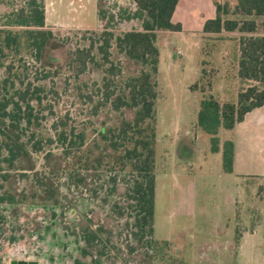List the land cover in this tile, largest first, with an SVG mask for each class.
I'll return each mask as SVG.
<instances>
[{"label": "rangeland", "instance_id": "rangeland-1", "mask_svg": "<svg viewBox=\"0 0 264 264\" xmlns=\"http://www.w3.org/2000/svg\"><path fill=\"white\" fill-rule=\"evenodd\" d=\"M103 1L111 9L114 5L134 7L132 0ZM98 2L43 0L44 30L52 32L54 40L44 51L41 63H28V72L34 81L42 77L43 72H48L47 83L58 92L49 96L46 111L39 115L41 122L48 126L52 117L66 114L70 121L85 128L88 139L102 125H113L121 116L130 117L129 111L120 114L108 106L97 104L99 97L93 82L99 81V70L86 68L76 79L69 64L74 49L87 48L91 38L98 39L91 33L84 34L101 28ZM216 2L228 3L231 8L236 4V0H179L172 21L180 23L181 30L159 32L158 43L163 56L157 77L160 90L156 144L158 188L153 237L159 241L167 240L171 252L144 248L148 236L143 238L142 245L135 242L131 234L137 229L131 224L130 217L134 212L129 208H117L113 215L108 207L94 200L92 192L106 182L103 174L92 170L82 172L86 186L70 191L77 209L87 213L91 211L89 215L95 222L105 225L106 234L113 230L112 245L126 264H264V126L259 131L260 137H255L252 142L249 164L242 168V173L248 175H240L222 171L221 154L210 151L209 135L198 129L195 123L201 97L212 95L220 104L235 101L237 93L249 83L237 75L239 39L245 34L237 30L203 32L205 20L215 15ZM20 5L21 0L0 4V23L4 22V15ZM113 10L117 12V9ZM226 17L234 16L229 13ZM261 20L257 18L258 28L253 35L264 34L259 25ZM135 25L134 21H121L115 26V32L129 30ZM110 58L114 61L119 58L124 75L133 68L123 56L113 51ZM83 80L87 83H82ZM193 84H196L195 88H192ZM164 130L166 134H163ZM231 135L232 130H221L222 140ZM49 149L53 151L55 146ZM34 158L37 164L41 163V154ZM61 182H64L61 190L65 193L68 189L65 181ZM123 182V175H119L118 192L109 198L111 203H123V194L119 192ZM14 185H19L15 173L12 177ZM105 185V190H108L109 184ZM82 198L87 199L84 204ZM54 214L56 218L53 221L46 217L43 219L48 231L36 233L42 248L35 247V238L9 243L8 236L18 227H8L10 219H3L0 226V264H7L8 258L17 252L21 254L16 255L38 260L39 264H63L76 256L73 251L75 245L67 234L77 230L79 216L68 214L65 207ZM18 215L22 221L21 233L27 235L26 226L31 219L21 211ZM7 227L9 230L6 231ZM131 243L135 249L128 252L125 245ZM238 244H242L241 249ZM115 261L111 258L110 264Z\"/></svg>", "mask_w": 264, "mask_h": 264}, {"label": "trees", "instance_id": "trees-1", "mask_svg": "<svg viewBox=\"0 0 264 264\" xmlns=\"http://www.w3.org/2000/svg\"><path fill=\"white\" fill-rule=\"evenodd\" d=\"M21 1L22 5L4 15L0 23V226L6 218L4 212L15 206H59V177H65L70 190L83 182L80 173L85 169L104 176L113 174L103 184L111 183L115 190L118 176L123 175L125 203L134 211L131 224L137 229L133 236L139 245L148 236L147 246H158L150 239L160 97L158 38L159 32L181 30V24L172 21L179 0H132L133 8L114 5L117 12L99 0L101 28L84 32L98 39L91 38L87 48L74 49L69 64L76 79L86 68L99 70V81L93 82L97 104L120 114L129 111L130 117L121 116L113 125H102L91 139L85 128L70 121L66 114L52 117L48 126L41 122L39 115L46 111L49 96L58 92L48 85V72L34 81L28 63L42 62L54 36L44 30L43 0ZM11 2L0 0V4ZM229 13L234 17L227 18ZM257 18L262 19L259 25L264 32V0H236L233 8L216 2L214 17L205 20L202 27L205 33L237 30L245 34L239 39L237 75L249 83L237 93L235 101L220 104L212 95L201 97L196 112V127L209 135L210 151L220 152L224 173L233 171L235 146L232 139L222 140L221 130H232L246 113L264 107V34L253 35L258 28ZM121 21H134L136 25L116 33L115 26ZM111 50L132 65L127 75L122 72L119 58H110ZM53 145L52 151L49 147ZM38 154L40 164L34 158ZM12 173H18L17 187L12 186ZM85 233L88 245L98 239L88 227ZM160 246L170 248L167 241Z\"/></svg>", "mask_w": 264, "mask_h": 264}, {"label": "flooded vegetation", "instance_id": "flooded-vegetation-1", "mask_svg": "<svg viewBox=\"0 0 264 264\" xmlns=\"http://www.w3.org/2000/svg\"><path fill=\"white\" fill-rule=\"evenodd\" d=\"M84 171H89V170L81 169V173ZM15 174L19 178L18 173H15ZM112 175L113 174H111V173L109 175H106L105 176L106 181L110 180ZM81 177L83 178V182L78 185V188H80L82 186L83 187L86 186V183H85L86 178L83 176H81ZM59 178L58 179L60 180V182L65 181L64 176L59 177ZM63 185H64V182H61V185L59 186V196H60V205L59 206L42 207L40 205L26 204L20 208L17 206L13 207L14 210L7 209L5 211L6 212L5 217H6V219H10L9 224H7L8 227H10V228H13V226L18 227L17 228L18 230L17 229L13 230V232H12L13 235L11 234V236H8L7 241L11 244H17V243H20L21 239H27V238L37 239L38 238L37 234H41L42 232H46L49 229L47 226L43 225L44 217H46L45 219L49 218V220L53 221L56 218V215L54 214V212L57 210L60 211V210H62V207H65V208H67L68 214L71 213V215L75 214V215L79 216L80 221H79V224L76 226L77 230H74V231L70 232V234H67L68 236L71 237V240H72L73 244L75 245V248L73 251L77 254H76V256H72L70 258V260H66L63 264H110L111 258L116 260L113 264H118V263L119 264H126L124 262V260L122 259V257L119 255V251L117 250V248L114 245H112V237L115 236V233L113 232V230L112 229L108 230V233L106 234V231L104 230L105 225L104 224L98 225V223L95 222V219L89 215L90 213H92L91 211L89 213H87V212H84L83 210L77 209L75 204L73 203V199L71 198V197H73L72 193L70 192L71 190H73L74 188H77V187H72L70 190H67V192L63 193L61 190V187ZM101 185L98 187V189L96 191L92 192V197L94 198V200L99 201L103 207H108V211H110L111 214L115 215L117 208L122 209V210L129 208L128 205L125 203V196L123 194V192H124L123 188H122V191H119L120 193L123 194V201H122L123 203L120 205L119 203H116V202L111 203V200H109V198H111V196L114 197V195L117 191V188H116V190L112 189L113 185L111 183H109V189L105 190L106 185L103 184L102 187H101ZM65 187H66V184H65ZM82 200H83V204H84V202H85L84 200H87V199L82 198ZM22 209L24 212L22 211ZM130 210L133 211L132 209H130ZM20 211H21L22 215H26L29 219H31V220H28L29 222L27 221L30 224H28L26 226V228H27L26 232H27L28 236L26 234L21 233L22 221H20L19 215L17 216L18 212L20 213ZM25 211H27V212H25ZM119 212L117 211V213H119ZM154 214H155V209H154ZM110 217H111V215H110ZM130 219H131V217H130ZM12 221H14V222H12ZM153 224H154V219H153ZM4 225L7 226L6 224H4ZM29 225H30V229H29ZM8 227H7L6 231L9 230ZM87 227L90 230L94 231L98 236V239L95 240L93 244L90 243L89 245L87 244V240L85 238V236H86L85 229ZM31 232H33V235L32 234L30 235ZM10 233H11V231H10ZM153 233H154V226H153V232H152L151 238L153 239V241H157L158 246L150 248L145 243L144 248L151 250V251L153 249L162 250L163 248L161 249L160 243L163 241H167V240H162V241L156 240L153 237ZM131 235L133 236V233ZM25 236H26V238H25ZM135 242L137 243L136 240H135ZM40 243L41 242H39V239L35 240V245H36L35 247L42 248L43 246ZM132 244L133 243L125 245L126 246L125 249L128 252H132V250L130 249V247L133 246ZM61 247H62V245H61ZM85 248H87L86 253L84 251ZM11 251H14V250H11ZM16 251H17V249L15 250V253H16ZM166 251L167 252L170 251V248H169V250H166ZM16 254H21V253L17 252ZM16 254L15 255L12 254V257L8 258L7 264H9V262L11 260H16V261H18L19 264H39L38 260L24 258V257H21V256L16 255ZM173 258H174V256H173ZM174 259H176L177 262H179V260L177 258H174ZM46 263L49 264L48 262H46ZM51 264H53V263H51ZM58 264H60V263L58 262Z\"/></svg>", "mask_w": 264, "mask_h": 264}, {"label": "crops", "instance_id": "crops-1", "mask_svg": "<svg viewBox=\"0 0 264 264\" xmlns=\"http://www.w3.org/2000/svg\"><path fill=\"white\" fill-rule=\"evenodd\" d=\"M161 51L162 49L160 48L159 65L161 62V57L163 56V52ZM158 125L159 124L157 120V139H158V127H159ZM263 126H264V107H257L251 110L250 112L246 113L244 119L241 122L237 123L235 127L232 129V135L229 138L228 137L226 138V139H232L235 146V155H234V164H233L232 173L236 172L240 175H248V173H242L244 172L242 171V168L245 165L249 164V159L251 158L250 153L253 148L252 142L255 141V137H260L259 131H261V128ZM173 129L175 130V128ZM163 134H166L165 130L163 131ZM157 143L158 140L156 144ZM216 153H220V152H216ZM262 176H264V172ZM157 185H158V179L156 175L155 202L157 197V188H158ZM241 247L242 244L239 245V249H241Z\"/></svg>", "mask_w": 264, "mask_h": 264}, {"label": "water", "instance_id": "water-1", "mask_svg": "<svg viewBox=\"0 0 264 264\" xmlns=\"http://www.w3.org/2000/svg\"><path fill=\"white\" fill-rule=\"evenodd\" d=\"M9 264H19V263H18V261H16V260H11V261L9 262Z\"/></svg>", "mask_w": 264, "mask_h": 264}]
</instances>
